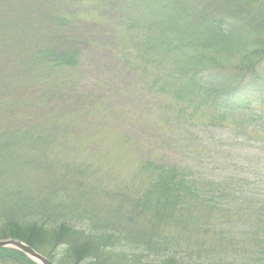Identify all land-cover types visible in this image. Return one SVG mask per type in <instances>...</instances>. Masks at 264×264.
Listing matches in <instances>:
<instances>
[{"label":"trees","instance_id":"trees-1","mask_svg":"<svg viewBox=\"0 0 264 264\" xmlns=\"http://www.w3.org/2000/svg\"><path fill=\"white\" fill-rule=\"evenodd\" d=\"M96 1L108 6L117 1L118 17L111 20L119 23L135 52H126V43L113 50L125 68L135 59L141 61L135 88L143 91L145 87L148 93L167 97L160 110L179 128L192 122L200 129L213 126L212 132L226 127L232 134V150L218 151L221 166L215 168L190 161L168 165L148 159L141 169L142 184L120 191L119 207L101 215L91 206L99 198L93 197L81 178L71 177L65 170L50 175L42 187L47 192L43 198L30 194L33 198L23 199L16 196L15 187L0 185V239L22 240L55 262L60 258L59 264H117L112 254L118 249L119 260L128 258L133 264H264V166H245L234 145L249 133L264 142V124L250 128L249 122H233L227 127L221 122L228 111L252 106L261 107L260 118H264V0ZM85 2L78 0L73 9L80 10ZM46 21L54 35L68 41L81 20L77 12L57 9ZM62 41L32 51L24 77L23 73L13 74L11 80L33 87L29 83L38 77L32 73L36 59L38 67L49 72L47 76L76 67L79 53L61 49ZM231 55L234 62L229 60ZM27 65L20 63V71ZM146 66L155 70L149 74L153 78L150 86ZM4 92L6 88L0 94V121L9 125L3 126L0 135L4 170L0 179L6 175L12 180L19 174L14 166L24 159L22 148L37 151L35 148L49 147L54 128L16 127L20 102L15 107L6 105ZM209 108L217 110L209 122L195 124L199 122L194 121L196 116ZM170 143L178 148L173 139ZM189 148L181 144L178 150L184 157ZM36 157L30 156L24 164L48 168ZM254 229L258 249L247 250L246 236ZM125 249L149 253L128 254ZM147 254H155V258H145ZM0 260L37 264L11 248L0 249Z\"/></svg>","mask_w":264,"mask_h":264},{"label":"rangeland","instance_id":"rangeland-1","mask_svg":"<svg viewBox=\"0 0 264 264\" xmlns=\"http://www.w3.org/2000/svg\"><path fill=\"white\" fill-rule=\"evenodd\" d=\"M44 1L0 0V94L6 88L4 101L6 105L10 103V107L20 102L21 107L15 113L18 117L14 120L17 121L16 127L54 128L48 139L49 147L44 150L35 148L37 151L34 148H22L24 157H20L24 159L14 166L19 171L17 179L11 180L9 176L3 175L0 185L15 187L18 189L16 196L23 199L33 198L32 195L43 198L47 192L42 187L50 175L65 170L70 172L71 177L81 178L93 197L99 198L91 206L94 213L101 215L119 207L120 191L142 184L141 169L148 159L168 165L190 161L208 168L221 166L218 151L232 150V134L227 133L226 127H218L212 132L213 126L200 129L192 122L187 127L179 128L169 123L160 110L167 102V97L162 93L158 96L148 93L145 87L143 91L135 88L140 80L141 72L138 70L141 68L138 64L141 61L132 56L136 62L125 68L119 60L122 58L119 55L118 59L113 50L119 46L122 48L126 43L123 49L132 54L135 52L127 43L129 37L125 31L119 29L117 21L111 20L118 17L117 1L108 6L96 0H86L78 11L72 5L78 0ZM57 9L67 14L77 12L81 20L74 25L73 36L67 38L68 41L60 39L58 33L54 35V29L45 25L46 17ZM112 32L117 35L113 37ZM60 41L61 49H72L79 53L76 67L47 76L49 72L41 70L36 59L32 64V73L38 77L29 83L34 84L28 87L31 91L27 86H20V83L11 80L13 74L18 76L23 73L24 77L26 68L32 63V51L48 44L57 45ZM229 60L234 62L233 55ZM20 63L28 65L20 71ZM145 70L149 76L148 86L150 83L153 85V78L149 74H154L155 70L149 66ZM24 83L27 84L26 81ZM155 88L161 89L160 85ZM13 89L17 91L11 94ZM25 103L28 106L25 107ZM215 111L211 108L203 110L196 116L194 121L199 122L195 124L199 126L209 122L208 118ZM261 111L262 108L256 106L228 111L221 122L227 127L233 122H249L250 128H253L256 123L264 124V118H260ZM6 125H9L8 121H0V135ZM172 139L178 148L172 146ZM181 144L190 147L185 150L184 157L178 150ZM234 145L239 160L245 166H264V142L254 133L243 135ZM35 155L37 161L48 168L24 164L27 158ZM0 171L4 173L1 165ZM93 187H97L96 190L92 191ZM100 190L102 192L98 193ZM255 230H248L247 250L258 249L255 246L257 237L253 234ZM52 248L46 247L48 250ZM125 251L128 254L149 253L144 250ZM120 252L118 249L117 254L111 253L116 258L114 263L133 264L128 258L119 260ZM147 256L145 258H155V254ZM60 260L56 258V263L59 264ZM8 262L0 260V264Z\"/></svg>","mask_w":264,"mask_h":264},{"label":"water","instance_id":"water-1","mask_svg":"<svg viewBox=\"0 0 264 264\" xmlns=\"http://www.w3.org/2000/svg\"><path fill=\"white\" fill-rule=\"evenodd\" d=\"M1 248H12L19 250L23 252L26 256H28L30 259L35 261L37 264H56L46 256L37 252L30 245L19 239H15V238L0 239V249Z\"/></svg>","mask_w":264,"mask_h":264}]
</instances>
